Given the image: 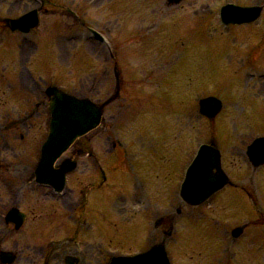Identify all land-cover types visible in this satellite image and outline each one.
<instances>
[{
    "label": "rangeland",
    "instance_id": "374dc122",
    "mask_svg": "<svg viewBox=\"0 0 264 264\" xmlns=\"http://www.w3.org/2000/svg\"><path fill=\"white\" fill-rule=\"evenodd\" d=\"M12 1L9 0L3 6L0 11L2 14L18 13L10 12L12 8L8 6ZM225 1L243 4L258 2L264 7V0H186L181 7L169 6L167 0H61L62 4L72 8L75 13L84 14L83 20H85L86 26L91 25L88 23L91 18H93V22L99 24V28H102L104 22H109L113 33H109L110 37L107 35V39L117 47V61L120 63L121 71H124V80L127 82V86L123 88L122 92V98L124 97L125 100L115 101L106 109V122L104 123L106 134L101 138L96 136L95 146L97 148H103V145L107 147L108 143L105 141L108 133L113 134L117 131L118 139L125 140L128 146L134 148L138 154L142 152L143 144L148 145L156 142L160 145L163 141L169 143L170 157L181 158L188 149H192L190 153H193L195 144L199 140L211 136V125L197 115L195 99L200 94H214L221 96L224 100L226 108L217 120V125L219 127L222 125L226 140L223 142L224 150L229 156L233 157L230 152L244 148L245 146H242L244 141L247 144L253 136L264 133V45L258 44L261 37L264 36V16L256 26L249 28L250 36L242 35L238 29L225 30L219 26L215 11V6L223 4ZM205 4L212 7L211 12H202V9L206 7ZM15 8L21 9L23 6L17 5ZM174 14L176 17L181 14L177 17V25ZM208 18H211V22H206ZM169 25H174V27L168 30ZM82 30H86V28H82ZM226 32L228 34L225 35ZM212 36H218L217 42L228 40L224 44L217 45L219 47L217 52L223 56L219 60V64H211V59L206 55L203 58L197 57V49L182 45V42H187L190 39L197 43ZM164 38H171L172 43L177 42L178 46L169 45L162 53L157 48L160 42H165ZM199 47L205 48L206 46ZM62 49L67 50L68 62L72 59L74 51L86 55V57H82L84 59L82 69L79 71L78 68L77 70L75 68L71 73L72 78H80L92 73L91 71L94 69H92L91 62L95 61L96 55H92V51H89L90 48L86 43L75 44L71 48L62 46ZM217 52L213 51V53ZM228 57L231 59L229 69L224 65ZM54 58L56 59L55 50ZM64 62L67 61L64 59ZM184 63L200 66L208 77H205V80L197 86L196 77L191 71L188 72L184 69L182 66ZM219 68H221L220 74L216 76ZM211 72L214 78H212ZM249 73L254 75H249ZM75 85L78 86L77 83ZM103 94L104 91L100 87L93 96L99 98ZM167 99L171 102H168ZM13 103L14 100L11 101V105ZM126 104L129 107H126ZM139 112L142 116H138ZM133 130L137 132L131 135ZM97 131L101 133L103 127ZM125 131H129L128 136ZM37 132L38 128L34 130L33 134ZM5 152L9 159H16L18 156L16 153L9 155L8 150ZM5 152L2 153L3 158ZM30 154V162L34 165L36 155L31 150ZM229 156L228 160L231 161ZM148 158L153 160L151 155ZM154 158L157 161L152 166H145L144 170L148 168L152 173V170L159 165L160 169L164 168L162 178H165L164 176L168 174L171 167L164 166L165 161ZM19 159L13 163V171L16 170L17 173L22 172L24 167ZM114 160L119 161L118 157ZM249 168L248 164H243L239 182L246 190L255 193V195L252 194L255 207L257 209L261 207V212L264 215V167L257 171L255 169L251 171ZM134 169V177H140L143 174L146 178V187L151 190L150 197L153 202L158 204L153 211L164 213L170 207L169 184L166 179L163 181L164 195L157 198L153 195L156 190L155 183L145 176L142 168L135 167ZM116 171L121 177L122 169ZM130 178L132 181L126 188L132 195L136 188H133L132 185L134 179L132 176ZM95 200H98V205L105 204L101 196L96 197ZM125 200H121L120 203L113 201L107 205H110L109 209L112 212H115L117 207L120 209L115 220L119 219L120 226L130 228V233L134 234L138 229L143 230L144 221L141 216L135 217L136 209L131 205V199L126 198ZM73 202L75 201L73 200ZM97 209L98 207L95 209V213H97ZM163 209L165 210L163 211ZM107 215L110 216L108 218H111V214ZM243 222L241 220V223ZM226 224L228 225V223ZM226 224L219 226L221 230L226 227ZM235 224L233 222L232 225ZM217 227L216 225L215 229ZM248 229V237L244 241L241 239V241L237 240L238 243L235 241L233 243L227 239L225 245L230 246L229 250L233 254L228 256L222 254L221 257L219 256L218 264H264V224L251 225ZM180 231H184V228L182 227ZM185 232L183 233L186 236L180 237L178 243L180 245L178 254L185 255L184 264H211L209 262L210 252L213 247L208 242V234L201 228L197 231ZM94 235L97 236V234ZM134 235L138 238L139 232ZM223 235L222 233L220 237ZM94 244H97V239ZM93 246L92 244L89 248L90 251L88 250L89 254L94 257L92 264L102 263L104 260L101 257L102 250L97 251V248H93ZM215 246H217L216 242ZM207 247V252L202 251ZM215 258H212V261H216ZM25 261L29 260L23 258L19 263L28 264Z\"/></svg>",
    "mask_w": 264,
    "mask_h": 264
},
{
    "label": "water",
    "instance_id": "95a60500",
    "mask_svg": "<svg viewBox=\"0 0 264 264\" xmlns=\"http://www.w3.org/2000/svg\"><path fill=\"white\" fill-rule=\"evenodd\" d=\"M94 115L98 118V113H97V111H95V113H94ZM49 147L47 148V151L49 152ZM138 264H144L142 261H139V263ZM147 264V263H146Z\"/></svg>",
    "mask_w": 264,
    "mask_h": 264
}]
</instances>
